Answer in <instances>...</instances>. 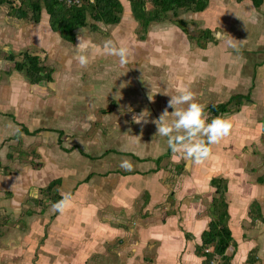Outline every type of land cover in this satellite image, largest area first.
Returning a JSON list of instances; mask_svg holds the SVG:
<instances>
[{
    "label": "crops",
    "instance_id": "obj_1",
    "mask_svg": "<svg viewBox=\"0 0 264 264\" xmlns=\"http://www.w3.org/2000/svg\"><path fill=\"white\" fill-rule=\"evenodd\" d=\"M120 2L119 22H95L89 16L92 25L68 35L53 29L45 0L39 4L0 0V11L8 7V14L12 13L0 21V233L5 230L0 264H90L87 258L100 249L113 264H212L215 259L221 264H264V90L255 99L250 93L232 94L226 102L205 109L209 121L218 116L231 118L233 129L211 146L204 162L173 159L162 138L160 148L146 141L142 151L140 134L147 124L133 120L134 114L143 111L127 99L123 86L129 82V73H134L132 64L121 65L118 57L102 53L92 54L86 67L75 59L80 35L101 46L107 39L115 41L124 6L129 5L128 13L138 22L131 2ZM37 6L38 13L33 9ZM166 17L150 27L168 29L170 38L181 36L184 44L174 48L178 54L196 48L191 56L205 55L202 63L211 70L234 69L242 60L244 75H250L251 68L263 69L264 75V60L260 62L264 58V0H208L201 12L189 10ZM9 21L16 24L7 26ZM197 25L204 28L198 36L193 32ZM144 34L140 32L141 39ZM27 54L43 68L36 82L26 68L19 67ZM223 79L217 77L213 86L227 99L221 88ZM224 85L232 86L227 81ZM161 97L164 103L167 96ZM142 98L135 101L143 102ZM237 99L243 106L263 107L255 117L245 110L226 115ZM109 105L115 112L109 113ZM214 105H226V112L214 114ZM100 111H106L108 118L94 126ZM160 116L145 112L141 122ZM114 133L120 137L117 145H127L129 151L113 147ZM27 146L34 153L30 160L24 152ZM109 157L114 159L111 170L120 177L102 174V160ZM124 158L132 161V170L116 169ZM11 163L21 168L11 170ZM63 193H71L72 204L77 205L79 200L104 196L98 208L90 204L81 214L78 208L75 214L70 208L63 215L55 212L56 217L45 214ZM51 216L53 222L43 221ZM41 223L50 228L39 239L36 227ZM66 229L71 235L89 232L92 236L75 255L58 239ZM223 231L230 233L231 242L222 256L215 251L222 239L211 236ZM56 244L59 254L54 251Z\"/></svg>",
    "mask_w": 264,
    "mask_h": 264
},
{
    "label": "rangeland",
    "instance_id": "obj_2",
    "mask_svg": "<svg viewBox=\"0 0 264 264\" xmlns=\"http://www.w3.org/2000/svg\"><path fill=\"white\" fill-rule=\"evenodd\" d=\"M124 7H125L126 12L123 13L122 26L116 31H114V34H115L114 42H116L117 44H119L120 42H123L127 46L131 47L133 50L132 56L130 58L131 61L129 60V63L132 64L131 70L134 71V73L132 72L129 73V77H130L129 82L123 86L124 88H126L124 90V93H125V96H127V99L132 100L131 101L132 105L133 104L139 105L142 108V109H139L140 111L153 113L155 116H159L160 114H162L165 108H167L169 112L174 111V108L168 107V101L170 99L171 94H176L177 86L180 84L189 86L190 89L196 93L197 101L203 104L205 109H207V111H208V107L211 104H218L221 102H226L232 94L246 95L250 93L254 99L257 97V95H261L262 91L264 90V83L263 84L261 83V81L264 80V75L262 72L263 69H260V72L258 70H256L255 72V70L251 68L253 71L251 70V72L249 73L250 75H244L241 72L242 71L241 68H243V65L245 62L242 61L238 57L241 60V65L239 67L235 66L234 69H230V70H229V66L225 67L226 70H216L217 68L212 67V70H211L207 66L208 64L205 65L204 63H202L205 55H199L197 57L191 56V54H194L193 52H196V48H194L193 44H192V47L194 49L190 51L192 53H184L181 55L178 54L174 48L177 46V44H180V45L184 44L181 36L177 34L175 38L173 37L170 38L168 29L154 30L158 26H155L154 28L153 26L150 27L149 30L145 33V38L141 39L140 38L141 37L140 24L136 22L135 20H133L131 14L128 13L130 11L129 5L124 6ZM145 7L146 9L147 8L151 9L152 3L147 2L145 4ZM11 15L12 13L8 14V7L2 8L0 11V21L5 20L7 17H10ZM187 15L190 16L189 14ZM10 24L14 25L16 23H10L9 21V24L7 26H9ZM203 29L204 28L201 29L200 26L197 25L196 29L193 32L195 35L198 36L199 35L198 32ZM188 55H190L191 57H189ZM100 56H104V55H100ZM193 58H195L196 63H193ZM175 59H177L176 62L178 61L177 66L175 65ZM232 60H235V58ZM254 60L258 62L259 56H257L256 59ZM263 60L264 58L260 62H263ZM100 63H103V62H100ZM216 72L218 73L217 75H216ZM85 74L87 75V72ZM217 77L218 78L224 77V79L221 82L222 83L221 88H223L226 91L227 99L225 95L223 94V92L221 91V89L213 86L214 82H216L215 80ZM247 79H248V82L246 83L245 80ZM225 81L231 83L232 86H229V87L225 86L224 85ZM235 84L238 86H236ZM91 90L92 92H95V93L97 92L95 91V89H91ZM144 95H146V97ZM162 95L167 96V98L164 99L165 100L164 103L160 102ZM149 96L152 97V99H156L157 102L155 101L153 102V100L151 99L148 102L150 98ZM142 97L144 98V100ZM141 98L143 102L135 101V100L141 101ZM90 99L91 97L89 98V102H91ZM66 105L67 104L64 103L62 106L65 107ZM260 107H261V104H258V107L255 104L243 106L241 102L238 104V99H237V101H234L233 104L231 105L230 112L226 113V115H231L238 110H241V111L245 110L248 115H252L255 117L258 110L261 111L263 106L261 108ZM108 110H110L109 113L115 112L114 111L115 109L111 105H109ZM105 112L100 111V114H99L100 117L97 118V120L92 123V124L95 123L94 126H96V123H97V126L101 125V123L107 120L108 117L104 116ZM170 116L171 115H169V117ZM153 122L155 121L149 120L145 122H140L142 126H144V124H147L143 127L142 133L140 134L139 142L144 143V147L141 146L142 151L146 150V145H145L146 141H150L149 145L151 147L153 146L154 148H160L159 147L161 145L159 143L160 137L153 138L155 133H157V129H155L157 128V124ZM250 123H252V121H250ZM118 128L123 129V126L120 125L118 126ZM118 138L120 137H117V133H114L112 137V139L114 140L111 141L114 143L113 147H115L117 151H123V152L129 151L130 149L129 146L124 145L123 147H121L117 145ZM261 142L264 146V137H263V140H261ZM124 143L125 142L123 141L122 144ZM26 148L27 149L24 152L27 154V157H29L28 160H30L33 158L34 153L32 154L30 149H28L29 146H27ZM114 158L117 159L116 157ZM113 161L114 159L111 157L102 160V163L105 169L102 173L103 175L109 177L111 176V174H116L114 171L111 170L112 168L110 167ZM17 168L19 170V168L21 167L18 166L16 163L10 164L11 170L17 169ZM117 168H120V165L116 166V169ZM106 172L108 173L104 174ZM171 174L175 176V174L173 173ZM117 175L118 174H116L115 177ZM118 176L120 177V175ZM111 194H113V192H111ZM103 196L104 195L96 196V199L94 201H93V198L88 199L89 201L79 200L78 204L80 206L77 204H72L70 209L75 214V209L78 208L79 213L81 214L83 211L82 209H85L90 204L95 205L94 207L98 208V205L100 204ZM262 203H263V208H264V200ZM102 207L100 208L102 209ZM50 213L54 214L56 217V214L52 210L51 206L48 207L45 214L50 215ZM40 217L42 218V216ZM55 217L51 216L50 220H43V221L53 222ZM20 220H23V218H20ZM69 222L70 221H67V220L63 221V223H69ZM90 226H91V222H89L88 227ZM49 228H50V224L48 223L39 224V226L36 227L37 237L39 239H42L44 234L48 231ZM3 231L5 230L1 231L0 239L2 238ZM91 237L92 236L91 234H89V232H87V234L83 236L80 235V233L71 235V232H69L68 229H66V230H61V233L58 239L62 241L64 245L71 247V251H73L75 255V253L81 250L82 246H85L86 243L90 241ZM57 245L58 244L55 245L54 251H58V254H59L60 250L56 248ZM87 259L89 262H91L90 264H113L112 259L109 258L108 254L103 253L102 249L98 251V254L91 256Z\"/></svg>",
    "mask_w": 264,
    "mask_h": 264
},
{
    "label": "clouds",
    "instance_id": "obj_3",
    "mask_svg": "<svg viewBox=\"0 0 264 264\" xmlns=\"http://www.w3.org/2000/svg\"><path fill=\"white\" fill-rule=\"evenodd\" d=\"M78 39L80 42L76 45L78 51L75 59L82 67H86L90 63L92 54L96 53L116 56L121 65L127 64L132 56V48L123 42L117 44L112 39H107L101 46L93 44L81 35ZM195 95L196 93L189 86L184 84L177 86L176 94H171L168 101V107L174 108V111L169 112L165 108L159 119L155 121L157 124L155 138L165 139L173 159L182 157L200 164L210 157L212 145L230 135L233 123L231 118L221 116L209 121L204 105L194 99ZM169 115L173 118L168 119ZM145 118V112L133 115L136 123L144 121ZM120 167L130 171L134 168V164L129 158H124L120 161ZM72 203V194L63 193L61 199L52 203L51 208L54 212L63 215ZM207 249L209 248H205Z\"/></svg>",
    "mask_w": 264,
    "mask_h": 264
},
{
    "label": "trees",
    "instance_id": "obj_4",
    "mask_svg": "<svg viewBox=\"0 0 264 264\" xmlns=\"http://www.w3.org/2000/svg\"><path fill=\"white\" fill-rule=\"evenodd\" d=\"M38 4L40 0H36ZM44 1V0H43ZM133 5L132 15L141 26V31L146 33L151 24L166 20L168 14L177 17L184 11H203L208 0H149L152 3L151 9H146L145 0H129ZM46 8L51 16V25L54 30L72 35L74 31L91 24L88 22L90 16L95 22L114 24L119 22L120 13L123 11V4L120 0H79V3L68 7L62 0H45ZM39 12V6L33 8ZM92 25V24H91ZM95 26V24H94ZM145 38V34L143 35ZM38 59L26 57L19 64V67L26 68L33 81L41 79L43 68L39 66ZM226 105H214L211 110L214 114L226 112ZM213 239H222L218 242L215 251L224 255L231 242L230 233L215 232ZM220 261V259H218Z\"/></svg>",
    "mask_w": 264,
    "mask_h": 264
},
{
    "label": "built area",
    "instance_id": "obj_5",
    "mask_svg": "<svg viewBox=\"0 0 264 264\" xmlns=\"http://www.w3.org/2000/svg\"><path fill=\"white\" fill-rule=\"evenodd\" d=\"M68 7H72L79 3V0H62ZM148 1V0H145ZM207 252H215L213 249L209 248L207 249ZM216 261H212V264H221L218 259H215Z\"/></svg>",
    "mask_w": 264,
    "mask_h": 264
}]
</instances>
